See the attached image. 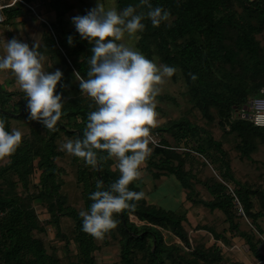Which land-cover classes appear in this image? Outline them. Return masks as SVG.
Listing matches in <instances>:
<instances>
[{
	"label": "trees",
	"instance_id": "trees-1",
	"mask_svg": "<svg viewBox=\"0 0 264 264\" xmlns=\"http://www.w3.org/2000/svg\"><path fill=\"white\" fill-rule=\"evenodd\" d=\"M24 1L31 5L34 0ZM139 3L140 0H116V10L120 12ZM149 3L153 8L166 9L170 16L159 27H153L147 18L142 21L145 29L137 34L140 37L137 51L159 65L175 67L177 71L168 79L173 83L182 80L186 88L182 96L188 104L201 113L208 126L218 120L224 137L235 136L241 156L250 159L258 149L257 144H264V127L255 126L246 117L252 99L262 96L264 90V46L258 39L264 34V0H149ZM39 4L56 14L54 23L47 22L39 9L41 19L20 3L5 11L6 22L8 18L28 14L46 27L44 55L50 59L51 68L63 73L56 88V93L62 95V116L55 131H48L38 122L30 136L22 138L15 154L0 164V264H60L59 258L48 255L39 235L50 226L59 229L61 216L75 222L72 238L57 234L66 246L72 243L75 246L68 264H99L95 254L101 247L97 239L82 231V218L77 210L66 207L67 197L61 194L62 170L56 163L65 153L60 142L82 139L88 113L95 110L93 102L81 95L74 75L78 72L87 79L92 45L81 39L76 29H70L67 17L76 16L72 3L39 0ZM147 11V6L136 7L137 13L146 15ZM68 36L73 38L72 46L67 42ZM15 96L0 88V120L5 122L8 132L12 131L14 120L37 122L29 119L24 93ZM163 98L177 103L167 96ZM164 134L169 137H162ZM151 138L152 151L141 169L145 174L129 186L144 195L139 201L130 202L134 208L114 216L117 227L102 239L106 245H110L109 241L120 245V259L115 264H227L225 256L237 251L264 264L261 250L264 190L236 181L223 143L186 116L165 126L156 125ZM73 162L78 167V182L83 186L87 211L97 181H102L107 190L120 174L113 169L112 160L100 161L95 170L77 157ZM197 163L202 168L210 167L215 177L200 182L195 171ZM216 165L219 171L213 168ZM37 173L38 184H32L30 178ZM170 177L180 183L186 201L199 207L208 221L193 227L188 208L178 213L149 202L148 186L152 188L156 182H165ZM196 183L205 187L209 199L199 195ZM255 199L260 209L256 208ZM36 204L44 206L50 216L47 221L40 219ZM223 224L227 228L218 231ZM201 236L202 239H195ZM231 264L246 263L235 259Z\"/></svg>",
	"mask_w": 264,
	"mask_h": 264
},
{
	"label": "clouds",
	"instance_id": "clouds-1",
	"mask_svg": "<svg viewBox=\"0 0 264 264\" xmlns=\"http://www.w3.org/2000/svg\"><path fill=\"white\" fill-rule=\"evenodd\" d=\"M143 6L148 8L146 15L136 12V7ZM136 7L128 6L120 12L114 8L105 10L98 0L86 15L72 18L81 39L92 45L87 79L78 72L74 75L81 95L93 102L95 110L88 113L83 138L67 140L62 150L94 170L100 161L112 160L113 169L120 174L107 190L102 181H97L96 191L89 197L90 209L79 213L82 231L98 240L117 227L114 216L134 208L130 202L144 195L129 186L141 177L152 151L149 144L151 130L158 122L156 107L161 85L177 71L172 66L158 65L122 42L126 35L140 38L137 34L145 29L144 19L159 27L170 16L160 6L153 8L149 0H140ZM67 42L72 46L73 38L68 36ZM4 53L0 56V72H10L24 93L29 119L55 131L63 109L62 95L56 93L63 73L59 69L51 73L44 70V57L37 44L30 48L13 38L5 41ZM21 142L22 133L17 129L6 131L5 122L0 120V161L14 155Z\"/></svg>",
	"mask_w": 264,
	"mask_h": 264
},
{
	"label": "rangeland",
	"instance_id": "rangeland-1",
	"mask_svg": "<svg viewBox=\"0 0 264 264\" xmlns=\"http://www.w3.org/2000/svg\"><path fill=\"white\" fill-rule=\"evenodd\" d=\"M68 1L75 6L76 16L86 15L87 11L92 8H95L98 2V0H68ZM100 3L104 5L105 10H108L110 8L116 9V5H117L116 0H100ZM37 9L38 8H35L36 12L39 14ZM73 17L75 16L71 14L67 17L69 19L68 23L70 24V29L72 30L75 29V26L72 23ZM258 39L261 42V44L264 46V34L258 36ZM137 41L138 39L128 38L126 35L124 41L122 42L125 43L127 46L137 50L136 49ZM44 58H46V65L48 68V72L50 73L55 72L57 69H53L49 66L52 65L50 59L45 55ZM161 88H162L161 94L157 97V101H158L156 107V111L158 113L157 126L158 125L165 126L170 121L173 120L177 121L186 116L187 118H189V120L192 123L200 127H203L206 130H209L216 141H220L223 143L224 145L223 149L229 155V160L231 163V173L233 174L236 181L240 182L241 184H248L249 187H252V189L264 190V144L262 143L257 144L258 149L256 152H254L251 155L250 159L241 156L240 151L236 148L239 141L236 140L235 136H230L227 138L224 137V131L218 127V120L215 121V124L213 126H208L206 120L203 119L201 113L195 110L192 107V105L188 104L187 98L182 96V94L186 91V88L182 80L179 79L177 83L175 82L173 83L171 80L167 78L166 82L163 85H161ZM16 91L17 90L11 88V92L15 93L16 96L22 93L20 90H18L17 93ZM163 96H167L169 98L175 99L177 103H175L173 100L164 99V98L161 99V97ZM246 110L248 111L246 115H249L248 117L251 118L252 111L250 106L247 107ZM11 123H12L11 129L19 130L22 133L23 139L30 136L31 129L33 126L38 125V122L31 123L28 119L18 120V121L14 120ZM162 137L167 138L169 136L167 134H164ZM63 143L65 142H63L62 140L60 142L61 149ZM64 152H65L63 154L64 156L59 157L56 160L58 167L62 170L61 179L64 181L63 188L61 189V194L64 197H67L66 207L74 208L75 210H77L78 213H80L81 211H85L83 186L81 183L78 182V174H77L78 167L73 162L74 156L69 155L66 151ZM8 160L0 161V164H5L6 161ZM199 161L201 162L202 160L200 159ZM198 165L200 166L202 165L197 163V168L195 169V171H197V174L199 176L200 182L203 183L215 177L210 167L206 166L202 168ZM213 168L216 171H219L217 165L216 167ZM144 174L145 172L142 171L141 177ZM38 177H39V173L33 175L30 178L32 184H38ZM194 186L196 191L199 193V195L202 198L208 197L209 199L208 193L205 187L201 183H196L194 184ZM19 189L21 192L22 191L21 187ZM148 189H150L149 186ZM148 193L150 198L153 201L157 202L158 205H160L164 209H168L170 211H174L178 213H183L185 210L184 189L181 187L180 183L174 177H170L165 182L162 181L158 183L156 182L155 185L151 188V191ZM148 193L146 194L148 195ZM255 203H256V208L260 209V205L256 199H255ZM35 207L36 210L38 211V215L40 219L43 222L47 221L50 218V216L46 213L44 206H40L36 204ZM191 209L195 219H197L199 224L202 223L204 220L208 221V218L204 215V212L199 207L195 206L192 207ZM192 222L194 221L192 220ZM59 226H60L59 229L50 226L48 228V231L42 235H39V237L43 239V242L47 248L48 255H54L56 258H59V261H61L59 262L60 264H68L69 261L71 260L70 258H72L73 255L75 254V246L73 243L70 244V246H66L67 243L62 239V237L60 236L57 237V234L60 232L61 236L72 238L75 222L66 216H61ZM193 237H197V236L196 235L194 236L193 234ZM111 238L112 237L110 236L108 237L109 240H111ZM203 238L208 239L205 237ZM195 239L200 240L202 239V236L198 239L197 238ZM167 241L169 242V240ZM109 242L110 245H106L102 239L99 240L97 239V244L99 247H101V249L95 254L99 264H115L118 263L120 259V245L116 241L115 242L109 241ZM261 250L264 253V247H262ZM244 254L245 257L241 256L242 259L244 260L247 258L249 260L252 259L251 262H253V264H258L257 260L253 259L250 256V254L249 255L246 253ZM232 255H233L232 252H229L225 256V260L227 264H231L232 262L235 261V257Z\"/></svg>",
	"mask_w": 264,
	"mask_h": 264
},
{
	"label": "crops",
	"instance_id": "crops-1",
	"mask_svg": "<svg viewBox=\"0 0 264 264\" xmlns=\"http://www.w3.org/2000/svg\"><path fill=\"white\" fill-rule=\"evenodd\" d=\"M9 2L10 0H4ZM35 8H38L40 10L41 15L45 18L47 22L54 23L56 21V14L54 12H48L47 9L41 4H39V0H34L31 4ZM37 9V10H38ZM48 15V17H47ZM45 33H46V27L44 24H42L41 21H36L34 19L33 15L28 14H22L21 16L15 17V18H8L7 22L4 25H0V56L4 55V45L5 41H10L13 38L18 39L22 43H27L29 47L31 48L34 44L38 45V51L43 55L44 57V47H45ZM45 61V63H44ZM43 66L46 65V58L42 61ZM46 71V69L44 68ZM0 88L3 90H8L11 92V88L14 90H19V88L15 85L14 78L10 72H0ZM16 91V92H17ZM13 92V91H12ZM151 191V188L149 189ZM149 199V198H148ZM149 202L152 204H158L157 202L152 201L151 199ZM184 204L185 208H188V219L192 223V226H198V221L195 219L194 214L192 213V206L186 201V194L184 193ZM192 220L195 222H192ZM207 220H204L202 223H204ZM226 224L220 225L218 228V231H223L227 227ZM232 256L235 257V259H239L242 262L246 264H253L251 262L252 259H242L241 256L245 257V254L242 251L232 252ZM258 262V261H257Z\"/></svg>",
	"mask_w": 264,
	"mask_h": 264
},
{
	"label": "built area",
	"instance_id": "built-area-1",
	"mask_svg": "<svg viewBox=\"0 0 264 264\" xmlns=\"http://www.w3.org/2000/svg\"><path fill=\"white\" fill-rule=\"evenodd\" d=\"M18 3L29 8L36 17L41 19L40 15L35 10V7L27 4L24 0H10L9 2L0 0V25H4L6 22L5 11ZM250 108L252 111L250 120L255 126L264 127V90L262 91V96L252 99Z\"/></svg>",
	"mask_w": 264,
	"mask_h": 264
},
{
	"label": "water",
	"instance_id": "water-1",
	"mask_svg": "<svg viewBox=\"0 0 264 264\" xmlns=\"http://www.w3.org/2000/svg\"><path fill=\"white\" fill-rule=\"evenodd\" d=\"M247 117L249 116V115H246ZM249 118V117H248Z\"/></svg>",
	"mask_w": 264,
	"mask_h": 264
}]
</instances>
